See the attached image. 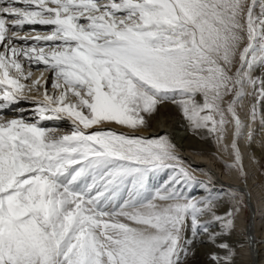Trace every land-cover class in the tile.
Listing matches in <instances>:
<instances>
[{
  "label": "snow or ice",
  "instance_id": "6c2138e0",
  "mask_svg": "<svg viewBox=\"0 0 264 264\" xmlns=\"http://www.w3.org/2000/svg\"><path fill=\"white\" fill-rule=\"evenodd\" d=\"M254 9L255 0H0V264H186L188 231L222 253L212 264H235L227 238L250 193L215 191L167 136L138 133L172 103L247 187L239 142H251L264 101V77L253 74L264 67V4ZM25 25L43 27L22 34ZM22 102L29 115L14 107ZM194 186L205 194L192 196ZM241 223L236 247L251 249Z\"/></svg>",
  "mask_w": 264,
  "mask_h": 264
},
{
  "label": "rangeland",
  "instance_id": "374dc122",
  "mask_svg": "<svg viewBox=\"0 0 264 264\" xmlns=\"http://www.w3.org/2000/svg\"><path fill=\"white\" fill-rule=\"evenodd\" d=\"M249 2H251V0H249ZM262 4H264V0H255L254 10L257 14H259ZM28 30L30 31V29ZM28 30L24 28L22 34L29 32ZM32 34L34 35L35 33ZM253 74L256 76L264 77V67H257L254 70ZM45 75L47 76L48 74L46 73ZM28 83H31V81H29ZM49 90L51 91L50 87ZM41 91H43V89H41ZM28 93H32V92H27L26 94ZM251 103L252 101L249 100L245 101V111L244 113H242V119L245 121V124L251 123L248 115V112L250 111L249 106ZM256 112H257L256 120L254 123H251L253 138H255L257 144H259L260 146H264V124L261 123L262 118H264V113H263L264 101L256 103ZM30 113L31 111H28L25 114L29 115ZM8 115L10 118L15 114H8ZM44 123L45 126L47 127L59 126L65 130L69 127L67 121H63V122L46 121ZM247 131L248 129L245 128V137L247 136ZM142 133H146V134L148 133L150 135V136L148 135L149 138L159 137L162 135L167 136L171 141V143L175 145L177 154L187 166L200 169L203 172L209 174L211 173L210 176L212 183L210 186L215 191H221L226 188H239L242 191L248 192L247 191L248 181L246 188L244 184L240 183L239 181H238V183L240 184L239 186L231 187L229 185V183L231 182L230 178L233 177V174L225 175L224 162H231L230 158L224 156L218 151L217 146L214 144L211 138H205L199 134L193 133L189 129L188 124L184 120L179 109L172 103H164L159 105L157 107V110L152 114V116L148 118L147 128ZM230 134L231 133L229 132L225 140V144H230L228 142V138ZM248 143L249 142L247 138L242 139L239 142L240 147L242 145H247ZM241 153L243 156V164H244L245 153L243 150H241ZM250 159H251V165L248 171V178L250 174L253 175L254 178L253 186L257 187V189H259V191L261 192V189L264 188V152L259 159L255 157H251ZM194 176L196 180L208 181L209 179L208 176L202 175L201 172L194 173ZM217 178L221 179L222 182L220 184H217L216 182ZM166 179H167L166 174H161L157 177H153L150 183L153 186H156L161 184ZM190 191L192 196L194 197H201L205 194L204 190L201 189L199 186H194L192 189H190ZM253 203H255V197L251 195V199L249 200L250 209L246 210L245 212H242L240 216L241 220L243 219L246 221L248 228L252 225L253 220L257 223L258 214L253 213L254 211ZM226 210H227V205H222L218 208V213L223 214ZM258 229L260 233L263 231L262 227L261 228L259 227ZM213 230L214 231L218 230V226H216ZM253 233L255 234L254 231ZM186 236L187 239L190 241L189 244L190 252L186 259V264H198V263L202 264L201 250H203L204 247L207 246V244H208L207 247H211L214 245L209 241L207 234L204 233H200L197 236H193L192 233L188 231L186 233ZM258 239L259 240L256 242V249L254 250L252 247L251 250V256H252L251 261L254 262V264L258 262L261 259V256L263 255L262 248L264 247V234L263 236H260V238Z\"/></svg>",
  "mask_w": 264,
  "mask_h": 264
},
{
  "label": "bare ground",
  "instance_id": "6f19581e",
  "mask_svg": "<svg viewBox=\"0 0 264 264\" xmlns=\"http://www.w3.org/2000/svg\"><path fill=\"white\" fill-rule=\"evenodd\" d=\"M42 27L43 26H39V25H35V26L25 25L24 28L26 30H28V29L31 30L33 28L40 29ZM39 67L42 68L43 66L41 65ZM37 78L40 79L41 83L44 82V78L40 76V72L39 71H34L32 79L35 80ZM31 92L32 93H28V94L29 95H33V96L36 95V93L34 91H31ZM14 107H18L20 109H23L24 112L27 113L28 111L32 110L33 105H31V104H29L27 102H22L21 104H19L17 106H14ZM8 114H15V113L9 112ZM138 135H143L145 137H148L149 134L141 132V133H138ZM228 142L229 143L231 142V134H230V136L228 138ZM240 150H243L244 153H245V155H244L245 167L244 168L246 169V172L248 174V171H249L250 165H251V159L250 158L251 157H255V158L259 159L263 155L264 146H260L259 144H257L255 138H253V140L250 143H248L247 145H242L240 147ZM197 163H199V162H197ZM210 175H211V173H210ZM230 180H231V182L230 183L228 182V183H229V185L231 187L240 185L238 183L237 179L235 178L234 174H233V177L230 178ZM247 181H248V190L247 189L246 190L248 191V193H250L251 195H253L255 197V203H253V207H254L253 213L254 214H258L257 215V223L253 220L252 225L249 228H247V234L251 238L252 247L255 250L256 249V242L259 240L258 238H260V236H263V234H264L263 233L264 232V197H263V194L259 191V189H257V187L253 186L254 178H253L252 174L249 175V178H247ZM216 182H217V184H220L222 181H221V179L217 178ZM241 227H243V224L241 223V218H240L237 221L236 232L233 233L229 238H227L228 242L233 247L236 248L237 256H236V259H235V264H254V262L251 261V258H252V256H251L252 247H251V249L244 248V247H236L238 244L242 243V241H243V237L241 235H239V231H240ZM259 227L260 228L262 227V229H263V231L261 233L259 232V229H258ZM253 231L255 232V234L253 233ZM207 246H208V244H207ZM207 246L206 247L203 246L204 249L201 250L202 264H212V262H211L209 257H210V254L213 253V252L222 255V253H220L219 250L217 248H215V246H211V245H210L211 247H207ZM262 250H263L262 251L263 255L261 256V259L258 262H256L255 264H264V247L262 248Z\"/></svg>",
  "mask_w": 264,
  "mask_h": 264
}]
</instances>
